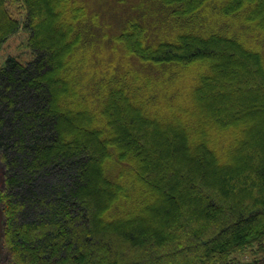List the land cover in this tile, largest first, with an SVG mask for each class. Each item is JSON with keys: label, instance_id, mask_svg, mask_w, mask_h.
<instances>
[{"label": "trees", "instance_id": "trees-1", "mask_svg": "<svg viewBox=\"0 0 264 264\" xmlns=\"http://www.w3.org/2000/svg\"><path fill=\"white\" fill-rule=\"evenodd\" d=\"M20 1L22 21L0 0V47L24 27L33 54L0 65V263L263 260L264 0Z\"/></svg>", "mask_w": 264, "mask_h": 264}, {"label": "rangeland", "instance_id": "rangeland-1", "mask_svg": "<svg viewBox=\"0 0 264 264\" xmlns=\"http://www.w3.org/2000/svg\"><path fill=\"white\" fill-rule=\"evenodd\" d=\"M102 0H100L101 2ZM113 1V0H111ZM132 0H126V2H130ZM136 1V0H134ZM7 7L12 15V17L19 19L20 21L24 20L26 16V10L24 5L22 4V1L20 0H7ZM112 8V6L109 7V9ZM29 39V32L27 29L24 27L20 29L17 33L14 35L10 36L5 43L2 44L0 47V65L2 66L6 58L9 55L17 56L22 62L29 61L32 57L33 54L31 52V49L29 47L28 43ZM5 171L3 164L0 162V188L4 186L5 183ZM104 188V185L101 183L98 184V189L101 191ZM157 225H162V223L154 222L153 224L151 223V226L157 227ZM233 256L240 260H250L253 259L255 254L253 251L248 250L244 252H240L237 254H233ZM2 257V254H1ZM1 262V259H0ZM4 264L5 261L3 262ZM264 259L259 261V262H247L245 264H263ZM1 264V263H0Z\"/></svg>", "mask_w": 264, "mask_h": 264}, {"label": "water", "instance_id": "water-1", "mask_svg": "<svg viewBox=\"0 0 264 264\" xmlns=\"http://www.w3.org/2000/svg\"><path fill=\"white\" fill-rule=\"evenodd\" d=\"M3 211L0 208V259H1V254H2V232H3ZM264 264V263H263Z\"/></svg>", "mask_w": 264, "mask_h": 264}]
</instances>
